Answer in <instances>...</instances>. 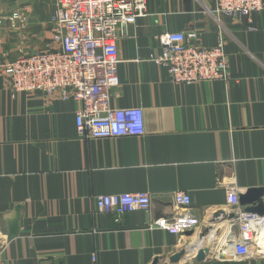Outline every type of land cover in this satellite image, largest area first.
I'll return each mask as SVG.
<instances>
[{
    "label": "crops",
    "instance_id": "0c3cea01",
    "mask_svg": "<svg viewBox=\"0 0 264 264\" xmlns=\"http://www.w3.org/2000/svg\"><path fill=\"white\" fill-rule=\"evenodd\" d=\"M214 8L215 0H147L148 14L120 28L111 104L143 108L144 133L93 140L78 134L80 100L12 94L4 79L19 50L49 47L55 0H0V264H170L181 249L177 264H200L206 247L204 264H264V233L250 256L231 248L244 207L229 194L264 187V10L239 20ZM172 32H196L206 46L223 34L230 78L174 83L152 59L162 52L157 36ZM144 191L148 211L117 221L95 210L97 194ZM178 191L200 224L175 234L153 224L186 211Z\"/></svg>",
    "mask_w": 264,
    "mask_h": 264
},
{
    "label": "built area",
    "instance_id": "2783aa9c",
    "mask_svg": "<svg viewBox=\"0 0 264 264\" xmlns=\"http://www.w3.org/2000/svg\"><path fill=\"white\" fill-rule=\"evenodd\" d=\"M214 13L233 19L249 17L264 10V0H215ZM52 16L53 38L45 50L25 52L4 66L3 75L12 94L64 93L66 99L80 100L76 115L78 134L85 139H111L144 133L143 108L114 107L111 89L119 86L117 39L121 27L146 16L147 0H55ZM13 18L25 20L19 12ZM1 23V19H0ZM162 52L152 59L165 66L172 81L179 85L230 78L226 41L220 34L218 44L206 46L196 32H172L157 36ZM239 205L237 191L230 193ZM237 195V196H236ZM174 201L186 210L171 219L161 218L153 225L180 234L200 224L188 211V193L178 191ZM96 212L115 213L117 221L131 211L152 207L149 192L97 194ZM239 232L230 242L238 256H250L260 233L264 216L240 211Z\"/></svg>",
    "mask_w": 264,
    "mask_h": 264
},
{
    "label": "water",
    "instance_id": "95a60500",
    "mask_svg": "<svg viewBox=\"0 0 264 264\" xmlns=\"http://www.w3.org/2000/svg\"><path fill=\"white\" fill-rule=\"evenodd\" d=\"M238 200L241 206L244 207V210L252 215L264 216V187H255L249 188L245 192H241L238 195ZM231 216L236 217L235 214H231ZM19 232V226L11 227L9 233L7 235L8 240H12L16 238ZM3 247V242L0 243V250ZM212 248H200L196 258L200 262V264H204L207 255L211 252ZM187 249H181L171 257H169L168 262L170 264H177L178 261L182 257L187 254ZM220 257L222 255L220 254ZM151 264H161V259L155 258Z\"/></svg>",
    "mask_w": 264,
    "mask_h": 264
}]
</instances>
